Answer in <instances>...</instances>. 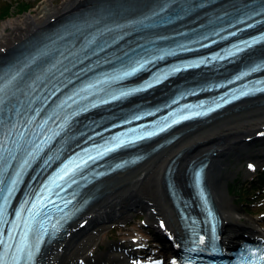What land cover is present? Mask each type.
Returning a JSON list of instances; mask_svg holds the SVG:
<instances>
[{
	"label": "bare ground",
	"instance_id": "6f19581e",
	"mask_svg": "<svg viewBox=\"0 0 264 264\" xmlns=\"http://www.w3.org/2000/svg\"><path fill=\"white\" fill-rule=\"evenodd\" d=\"M123 1L134 11L147 8L153 2ZM97 2L61 0L53 4L49 0L34 14L3 21L0 24V63L10 58L21 43L55 21ZM236 106L207 122L184 127L170 145L137 165L104 178L99 184L97 199L63 238L49 248L44 264H132L138 244L142 245L141 238L147 237L143 232L149 228L164 233L167 241L174 245L182 229L163 179L172 160L176 168L173 178L179 184L185 180L181 176L182 165L204 157L208 160V184L223 222V239L230 242L241 234L264 238L255 220L240 213L224 192L226 179L232 174L226 170L228 159L233 157L238 161L239 152L248 151L257 132H264V96L243 100ZM262 151L253 149L256 155ZM138 209L145 222L128 223V215ZM112 235L118 237V241L106 242ZM138 236L141 242L136 240ZM101 245L105 247L100 249Z\"/></svg>",
	"mask_w": 264,
	"mask_h": 264
},
{
	"label": "rangeland",
	"instance_id": "374dc122",
	"mask_svg": "<svg viewBox=\"0 0 264 264\" xmlns=\"http://www.w3.org/2000/svg\"><path fill=\"white\" fill-rule=\"evenodd\" d=\"M49 0H0V24L3 21L13 19V18H22L27 14L36 13V9L40 10L41 4ZM53 4L59 3L61 0H51ZM99 1V0H96ZM84 8V7H83ZM82 9V8H81ZM264 147V136L252 140L249 145L248 151L241 150L239 153V160L235 161V158L230 157L228 159L229 165L226 166V170H229L232 174L226 179V184L224 187V192L226 196L230 199L231 204L237 208L239 212L245 216L251 217L255 220V225L261 229L264 228V188L262 184H257V175L262 173L264 166L257 167L258 173H250V168H248L246 162L249 159H255L253 149ZM239 151V148L236 152ZM253 152V153H252ZM264 155V152L259 153L257 158H260ZM186 163L182 165L181 176L185 175ZM184 173V174H183ZM239 178V183L235 182V179ZM251 179H254L252 182ZM181 186H183V181H181ZM233 186H238L239 196H234ZM231 189L230 193H227V190ZM259 192V193H257ZM139 210V209H138ZM132 211L129 215V222H134L139 224L144 220V216L139 214V211ZM152 230L151 228H149ZM106 242L118 241V237L112 236L107 239ZM101 248L105 246L101 245Z\"/></svg>",
	"mask_w": 264,
	"mask_h": 264
},
{
	"label": "water",
	"instance_id": "95a60500",
	"mask_svg": "<svg viewBox=\"0 0 264 264\" xmlns=\"http://www.w3.org/2000/svg\"><path fill=\"white\" fill-rule=\"evenodd\" d=\"M118 1H121V0H118ZM123 1V0H122ZM169 0H153V2H152V4L150 5V7H149V9H147L148 11V14L149 15H147V16H143L142 15V17H139V15L137 16V19H138V21H140L141 19H151L152 21H156V23H152V24H149V23H147V24H145L144 26L145 27H153L154 25H159L158 24V21H160V20H162V18L161 19H159V17H161V14H162V12L161 11H159L158 12V10H159V8L161 7V6H163L164 4H166L167 2H168ZM129 9L130 7H122V8H120V10L119 11H115L114 13L115 14H118V12H121V11H125V9ZM114 13H112V14H114ZM94 14H96V13H94ZM106 14V13H105ZM99 16H101V17H105L106 15H104V14H99ZM153 18H152V17ZM159 16V17H158ZM72 17V16H71ZM157 17H158V19H157ZM168 18V17H167ZM76 20H77V17H75V16H73L70 20H69V22H67V23H65L64 25L65 26H73L74 24H75V22H76ZM235 107H237L236 105H234V106H232L231 108H235ZM225 111V110H224ZM224 111H222L221 113H223ZM221 113H219L218 115H220ZM217 116V115H216ZM210 118H213V117H210ZM210 118H208V119H210ZM207 119V120H208ZM207 120H205V121H207ZM204 121V122H205ZM111 175V174H110ZM103 180V179H102ZM102 180H100V181H98V183L97 184H95V185H93V188H92V190L93 191H95L98 187H99V184L101 183V181ZM97 198V195H95V197H94V200ZM93 200V201H94Z\"/></svg>",
	"mask_w": 264,
	"mask_h": 264
}]
</instances>
